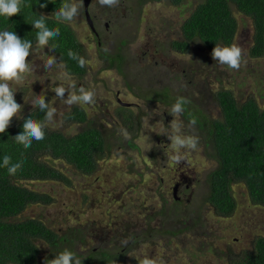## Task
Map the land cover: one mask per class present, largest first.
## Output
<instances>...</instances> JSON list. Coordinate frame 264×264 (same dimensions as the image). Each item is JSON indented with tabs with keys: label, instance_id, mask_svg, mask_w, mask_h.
Returning <instances> with one entry per match:
<instances>
[{
	"label": "rangeland",
	"instance_id": "rangeland-1",
	"mask_svg": "<svg viewBox=\"0 0 264 264\" xmlns=\"http://www.w3.org/2000/svg\"><path fill=\"white\" fill-rule=\"evenodd\" d=\"M199 2L202 0H186L180 7L172 6L171 9L152 4L146 8L149 11L147 27L143 21L139 25V15L134 10L129 14L121 9L100 10L103 21L111 23L108 32L104 23L98 28L105 37L100 47L90 30L76 21L77 15L66 23L83 46L87 63L83 78H65V69L58 61L48 69L45 60L51 54L46 46H41L34 52L24 79L9 82L22 105L18 116L36 107L35 95L45 96L55 108L48 126L66 136L76 135L82 126L65 123L64 117L70 112L71 104L55 99L50 92H54L58 81L71 85V90L78 84L85 85L94 93L95 102L83 108L95 127L108 136L107 144L111 148L106 150L105 160L100 161L97 172L91 176L56 162L72 180L71 186L57 182L24 183L31 190L50 194L55 202L48 207H30L17 221L36 218L63 235L72 232L84 242L74 247L78 256L99 251L113 253L115 246H128L125 234L136 233L138 237L145 234L150 218L164 204L163 199L172 202L173 184L185 173L195 184L194 196L191 204L180 207L178 216L191 218L197 211L206 220L198 239L186 236V245H178L179 249L186 248L175 260L178 264H229V259L233 258L231 254L251 250L255 239L264 237V207L252 205L243 185L232 186L238 204L234 216L216 215L207 203L208 178L218 169L212 146L207 145L203 134L194 132V127L185 122L182 114L174 119L168 113L170 107L159 103L166 97L174 103L172 99L180 95L193 107L188 111L198 113V108L216 120L221 117V109L213 95L224 88L233 91L239 102L256 97L264 107V57L253 59L249 55L253 43L249 18L235 12L239 30L234 45L242 51L238 69L216 63L212 52L204 49L198 39L186 55L171 51L170 43L183 38L181 26ZM121 41L126 42L123 50ZM104 51L109 53V58L122 56L124 68L119 70V63H116L118 68L111 67L101 57ZM63 83L60 86L65 87ZM118 92L123 102L138 104L139 110L134 111L136 116L141 115L137 119L141 122L138 132H129L136 128V120L125 125L123 117L118 116ZM171 122L172 129L169 128ZM172 130L197 140L196 149L183 151V159L179 162L171 141L163 134ZM187 198L185 196L184 200ZM154 220L163 222L161 217ZM166 229L153 228L148 243L131 251L126 260L139 264L144 257L153 256L154 264L158 260L168 264L164 256L169 258L172 251L162 245ZM229 247L232 251L228 256ZM41 250L39 262L44 264L49 249L42 244Z\"/></svg>",
	"mask_w": 264,
	"mask_h": 264
},
{
	"label": "trees",
	"instance_id": "trees-1",
	"mask_svg": "<svg viewBox=\"0 0 264 264\" xmlns=\"http://www.w3.org/2000/svg\"><path fill=\"white\" fill-rule=\"evenodd\" d=\"M185 1L172 0L176 7ZM61 3L62 0H47L46 4L41 5L40 0H24L21 13L13 15L9 20L0 19V29L15 30L21 37L25 36L34 42L36 26L30 24L31 18L35 13L46 15L47 23L60 30L58 37L49 40L50 45H56L55 50L50 51L69 74L84 77L86 66L79 67L77 61L67 55L71 50L83 57L81 45L73 30L57 20L52 13ZM235 12L252 22L250 57L263 58L264 0H202L182 25L185 40L175 41L174 47L179 51L185 50L189 40L193 39H198L204 49L210 51L216 44L234 45L239 30ZM39 47L31 48L26 59L29 60ZM119 57L120 60L113 58L111 63L114 65L119 62V68L122 69L124 58ZM213 97L221 109L219 119L214 120L202 111H188L190 108L187 103L183 115L188 124L190 119H196L194 132L203 134L207 145L214 150L218 169L211 176V195L208 201L217 215L230 218L238 207L232 192L233 185L245 186L252 205L264 207V107L256 97L239 102L233 91L224 88L219 89ZM168 99L166 97L160 102L169 103ZM27 114L38 120L44 116L37 104L28 113L14 116L5 132L0 133V156L8 153L10 163L19 161L11 173L7 171L6 165L0 164V264H40L42 244L49 249L44 264L47 261L50 264L54 252L66 248L74 251V247L84 243L72 232L63 235L36 218L17 221L30 207H48L55 202L50 194L31 190L24 183L57 182L71 186L72 180L63 168L56 166V162L71 166L82 175L91 176L97 172L99 161L106 158V150L111 149L107 144L108 136H104L95 127L93 120L89 122L87 114L80 108H74L64 117L65 123L82 126L76 135L66 136L47 125L45 138L34 140L25 148L13 137L22 127V118ZM140 125L138 123L137 127ZM253 243L251 250L231 254L233 258L229 263L264 264V237H257ZM130 251L116 247L113 253L90 252L80 257L83 264H136L133 260L127 263L126 257Z\"/></svg>",
	"mask_w": 264,
	"mask_h": 264
},
{
	"label": "clouds",
	"instance_id": "clouds-1",
	"mask_svg": "<svg viewBox=\"0 0 264 264\" xmlns=\"http://www.w3.org/2000/svg\"><path fill=\"white\" fill-rule=\"evenodd\" d=\"M82 1L62 0L60 6L54 8L52 13L57 20L67 24L66 22L73 21L79 13V8L75 2ZM40 3L44 5L47 3V0H40ZM99 3L101 6L114 7L119 3V0H99ZM23 6L24 0H0V19L9 20L13 15L21 13ZM46 17L44 14L35 13L31 18L30 24L36 26L34 42L25 36L21 37L15 30L0 29V133L5 132L6 127L14 116L20 117L16 113L20 112L22 105L15 96L17 91L13 87H10L9 82L24 79V74L29 71V62L34 54L31 55L29 60L26 59L30 53V49L35 46H47L51 55L45 60V66L57 64V57L50 51L55 50L56 45L54 43L50 45L49 40L50 38L58 37L60 30L58 27L50 26L46 21ZM67 25L72 29L69 24ZM80 47L81 55L84 56L83 46L81 45ZM67 55L70 59L77 61L79 67L83 68L86 66L87 70V63L84 57L79 56L71 50H69ZM211 56L216 63L226 66L228 69H238L242 62V51L236 45L220 46L216 44ZM60 65H62L61 62ZM63 75L65 78H68L69 74L64 73ZM66 91L68 92V96L65 99ZM54 92L56 97H59L67 104L89 105L95 102L94 93L86 90L84 87L78 88L74 94L70 88L66 89L58 85L55 87ZM34 99L39 105L40 112L44 113L43 119L38 120L27 114V116L22 118V127L13 137L15 141L22 143L25 148L30 146L34 140L41 141L45 138V128L48 125L47 123L53 120L55 113V108L49 106L45 96L40 94L35 95ZM186 103L187 100L185 98L177 97L174 103L171 104L168 113L175 119L177 115L185 112ZM172 122L169 125L170 129H172ZM189 124L194 126L196 119H190ZM163 134H166L171 141L170 145L174 149L177 162L183 159V151L195 150L197 147V140L191 136L180 135L175 130ZM18 163L19 161L10 163L8 153L0 156V164L6 165L7 171L10 173L15 171ZM54 253V258L49 260L50 264H83L81 257L70 249L66 248ZM139 264H154V261L148 257H144L142 261H139Z\"/></svg>",
	"mask_w": 264,
	"mask_h": 264
},
{
	"label": "flooded vegetation",
	"instance_id": "flooded-vegetation-1",
	"mask_svg": "<svg viewBox=\"0 0 264 264\" xmlns=\"http://www.w3.org/2000/svg\"><path fill=\"white\" fill-rule=\"evenodd\" d=\"M75 3L78 5V8H79L78 18H76V21L79 22L80 24H83L84 27H86L90 30L92 36L94 37V40L97 42V45L99 47L101 46L105 37L99 31L98 28L102 25V23H104V28L108 32L110 30V27H111L110 22L103 21L104 15H102L100 10H105V9L119 10V9H121L124 13H128V14L132 10H134L135 14L139 15V18H138L139 25L143 21V25H145V27H147L148 23H149V18H148L149 11H146V8L148 6L155 4L157 6H164L168 9H171L170 7L175 6L174 3L172 2V0H119V3L114 7L101 6L99 3V0H83L82 2H75ZM181 28H182V26H181ZM182 34H183V32H182ZM182 40H185L184 34H183L182 39L174 40L173 42H171L170 43L171 51L178 53L180 55H186L189 52L194 41H196V39L189 40L187 49L179 51L174 47L173 43L175 41H182ZM121 42L123 44V48L121 50H123L126 47V42H124V41H121ZM121 42H119V43L121 44ZM202 47L204 48L203 45H202ZM160 48L164 51L163 46ZM208 51L212 52L210 50H208ZM102 53H104L105 55L101 54V55H103L101 57L104 58L105 61H108V64H110L111 67H116V63H119V62H115V64L113 65V63H111V61L113 60V58H117L118 60H120L119 54H118V56L113 55L114 57L109 58L108 57L109 53H107L105 51ZM56 60L60 64V61L57 58H56ZM124 63H125V60H124L123 65H122V69L124 68ZM47 67L49 69V66H47ZM116 68H118V67H116ZM118 69L122 70L120 68H118ZM66 73H68V72H66ZM84 75H86V73ZM68 77H70L71 79L72 78H76V79L83 78V77H80L77 75H71V74H69ZM61 83H63V82L58 81L55 84L54 88L56 86L60 85ZM63 84H64L66 89H68L71 86V85H68L65 83H63ZM80 87H84L86 89L85 85L78 84V86L73 87V89L71 91H74L76 93L77 89ZM86 90H88V89H86ZM50 93L54 96L55 99L61 100L59 97L55 96V92H50ZM67 94H68V92L66 91L65 96H64L65 99L68 96ZM119 95H120V92H118L116 94V101L119 104V108L117 111V113L119 114L118 116L123 117V124H125V125L127 123L131 122L132 120H136L134 122V124L136 125V128L130 129L129 132L132 133V132H134V130L138 132L137 124L141 123V122L137 119H139L141 115L136 116L134 114V111L139 110L138 104L133 103V102H126V101L123 102L120 99ZM177 97H180V95H178ZM163 99L159 100V103H162V104L170 107L171 104L169 101H168L169 103H166V104L163 102H160V101H164ZM175 99L176 98H173L172 100L175 101ZM46 100H47L49 106L51 107L49 100L47 98H46ZM84 105L85 104H71V106H70L71 110L70 111H72L74 108H80V109H83L85 111V113L87 114L86 110L83 108ZM91 105H94V103ZM187 105H188V101H187ZM188 107L190 109L193 108L190 105H188ZM196 109L198 111H201L198 108H196ZM87 117H88V114H87ZM182 117L184 118L183 114H182ZM88 119H89V122H91L89 117H88ZM184 120H185V118H184ZM185 122L187 123L186 120H185ZM140 127H141V125H140ZM101 161H103V160H101ZM99 163H100V161H99ZM99 163H98V167H99ZM211 181H212L211 178H208V184L209 185H210ZM194 186H195V184L192 182L191 178L187 177L185 173H182L181 176L177 177L176 181L174 182L173 187H172V202L170 203L166 198L163 199L164 204L160 207V209L157 211V213L153 214L154 217L150 218V221L147 225L146 232L144 235L138 237L136 233H133L132 236L125 234L124 240L127 241L129 244H128V246L123 247L124 250L125 249H131L132 251L133 250H139L141 247H143L144 245H146L148 243L149 237L152 236V233H153L152 229L153 228H158L160 230H162L163 228H165V229L167 228L163 234L164 235V241H163L162 245L164 246V248L166 250L172 251L169 255V258H171L172 260L167 261L169 259L168 256H164V257H166V262L168 264H178L175 260L178 259L179 255L184 253L186 250L185 247H183V249L177 248L178 245H180V246L186 245V242H187L186 236L198 239V236L201 234L202 229L205 228V226H204L205 222L204 221L206 220V218L202 217L200 212L195 211L196 216H193L191 218L186 216V215L178 216V213H177L180 210L181 206H183L184 204L188 205V204L192 203V198L194 196V189H195ZM210 195H211V185H210L209 196ZM185 196L188 197L186 200H184ZM209 196L207 198V203L214 210L213 206L210 204V201H208ZM167 198H168V196H167ZM175 213H177V215H175ZM217 216L222 217L220 215H217ZM160 217L163 220V222L157 223L154 219L160 218ZM162 224H164V225H162ZM202 234H205V232H202ZM115 248H116V246H115ZM230 251H232V250L229 247L228 252H227L228 256L230 254ZM130 252H128V254ZM194 253L195 252H192L191 255H194ZM83 256H85V255H83ZM148 258H150L154 261L153 256L148 257ZM181 260L183 262V259H181ZM229 261H230V259H229ZM157 264H165V263L158 260Z\"/></svg>",
	"mask_w": 264,
	"mask_h": 264
}]
</instances>
